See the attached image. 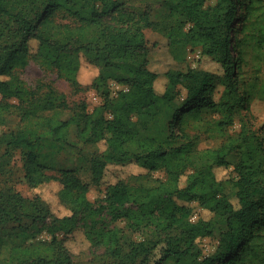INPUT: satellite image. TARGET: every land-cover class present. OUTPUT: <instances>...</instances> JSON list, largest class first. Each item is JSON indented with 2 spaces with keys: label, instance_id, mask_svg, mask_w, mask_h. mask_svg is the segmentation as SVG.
<instances>
[{
  "label": "trees",
  "instance_id": "obj_1",
  "mask_svg": "<svg viewBox=\"0 0 264 264\" xmlns=\"http://www.w3.org/2000/svg\"><path fill=\"white\" fill-rule=\"evenodd\" d=\"M121 4L118 0H0V125L11 108L18 112L19 120L16 128L0 131V264H71L66 236L82 219L104 209L112 218L133 219V229L157 217L166 227L178 229L163 248L175 264H264V135L260 137L243 120L249 99L254 94L264 99V80L258 82L260 70H264V0H216L214 4L166 0L167 14L175 20L167 34L169 44L199 47L200 54L217 63L220 72L197 66L162 74L147 68L139 29L106 34L101 19ZM238 4L243 8L236 19L241 24L239 30L246 33L250 27L243 42L232 39L231 23ZM60 11L77 21L75 36L63 31L69 23H55ZM32 39L37 41L34 55L29 45ZM232 41L236 57L230 51ZM98 42L103 46L97 47L100 50L95 56L102 57L105 66L122 67L124 74H98L92 86L115 77L127 90L111 95L106 89L93 109L86 110L83 105L82 111L66 119L43 114L64 106L63 101L57 102L52 92L34 96L19 82L15 70L37 56L58 70L73 72L77 65L71 57L79 51L88 55ZM245 43L252 51L253 76L250 82L240 83L238 70L247 64L241 47ZM102 50L108 54L99 52ZM180 88L185 96L177 106ZM10 98L17 103L9 102ZM204 109L219 115L210 122L219 133L244 109L239 134L217 147L198 149V136L190 135L185 127L190 119L196 125L206 121ZM99 140L105 141L106 154L91 159L94 181L102 178L108 163L130 161L146 172L164 169L165 180L153 187L136 188L118 180L107 186L108 204L93 206L86 197L88 184L74 168L57 167L56 156L65 148L73 149L78 141ZM233 153L237 155L233 167L236 190L228 196L222 193L223 181L217 179L215 168H226ZM17 172L22 177H17ZM181 176H185L183 182ZM22 181L30 188L47 181L59 183L58 198L70 214L52 215L41 197L25 196L17 189ZM190 201H196L211 216L191 221ZM213 217L220 223L217 243L211 254L203 255L198 243L213 235ZM82 227L89 241L104 246L119 264H141L138 258L149 250L143 242H131L124 249L116 229L88 227L84 222ZM33 228L36 232L45 228L50 239L26 243V237L34 236ZM3 248L8 253L2 255Z\"/></svg>",
  "mask_w": 264,
  "mask_h": 264
},
{
  "label": "rangeland",
  "instance_id": "obj_2",
  "mask_svg": "<svg viewBox=\"0 0 264 264\" xmlns=\"http://www.w3.org/2000/svg\"><path fill=\"white\" fill-rule=\"evenodd\" d=\"M122 4L117 10L113 11L111 15L103 17L101 24L106 29V34H114L118 30H121L128 34L131 30L139 29L142 35L143 46L146 50L145 58L147 60V68L159 74L166 71L182 70L185 71L188 67L201 66L209 71L220 72V67L217 63L212 62L209 57L202 56L200 54V48H191L189 45L182 46L180 44H169L167 34L170 26L175 23L173 17H170L168 13V7L165 5L166 0H118ZM209 4H214L216 0H207ZM243 0H240V2ZM243 13L241 5L236 6L234 14V21L231 23L232 27V39L237 37V41L244 40L247 32H250L248 27L247 32H241L239 29L241 24H237V18ZM152 25L147 26L149 21ZM55 23L70 24L65 27L63 31H71L75 36V29L77 27V21H74L71 17L67 16L66 12L60 11L54 18ZM148 21V22H146ZM248 23V22H247ZM232 41L230 46L231 53H234V57L237 55L235 50V43ZM236 41V40H235ZM30 50L32 55L35 54L37 47L36 40L29 41ZM238 45V42H237ZM103 43L98 42L92 52L88 55L83 51H79L78 56L71 57L77 65L76 70L69 72L66 69L58 70L56 67L48 64L43 57H31L28 64L23 68H17L14 75L18 77V80L24 87L34 96L41 97L49 95L50 92L56 97V101H63L64 106L58 107L53 110H46L43 114L55 115L61 119H66L71 114L82 111L83 105L86 110H91L93 107L100 103L103 99L102 91L108 89L111 91V95H117L120 90H127V85L119 82L117 78L108 77L97 82L96 86H92V81H97V77L100 75H116L123 77L124 70L122 67L105 66L102 57L95 56L96 51L100 50L97 47H102ZM244 50V56L247 58V64L243 63L242 67L238 70L237 76L240 83H248L251 81L253 71L251 68V48L247 46V43L241 46ZM139 48L135 49L131 54L130 59L135 57V52ZM103 54H108L106 50L99 51ZM202 56V58H201ZM201 58V60H200ZM111 63L112 61L109 60ZM113 61H117L113 59ZM199 64V65H198ZM264 80V70H260L258 82ZM259 85V84H258ZM156 86H160L156 83ZM221 89V88H220ZM181 93L178 97L179 100L175 101L177 106H180L185 96V91L180 88ZM52 95V96H53ZM9 102L17 103V99L10 98ZM249 110L247 116H244L243 120L247 121L251 130L263 137L264 129V99L254 94L249 99ZM246 112L241 110V114L235 116L234 122L226 126L222 132H218L210 123L212 120L218 118L217 113L210 112L207 109L202 111L204 122H193L190 119L185 130L190 135H197V148H214L221 143L229 141L231 138L236 137L241 129L240 117ZM18 112L11 108L4 114V124L0 125V131L6 129L16 128L18 125ZM73 128L70 129V137L73 138ZM264 145V141H263ZM106 143L104 140L97 142L82 143L78 141L74 148H65L56 156V166L70 167L76 170L79 177L88 184V191L86 193L87 199L92 202L93 206H99L100 204H108L107 198H105V191L109 184H113L118 180L123 181L131 188L140 186L153 187L157 185L158 181L165 180L166 174L164 169H156L146 172L143 168L139 167L133 161L125 164L108 163L102 178L99 181H94L91 175V159H102L106 154ZM237 162V155L230 154L228 156V165L225 167L215 168V175L217 179L222 180V193L228 196L234 194L236 188L233 185L235 179L234 166ZM196 163H200L197 159ZM190 171V169L188 170ZM144 174V175H141ZM17 177H22L20 172L16 173ZM185 176H181V182H183ZM228 179V180H226ZM226 180V181H225ZM17 189L25 196L38 195L47 204L49 211L56 217H62L70 214V210L65 204H63L58 198V191L60 184L56 181H47L30 188L22 181L17 183ZM192 210L194 220L198 217H210L206 210H203L196 201H190L188 203ZM134 208V207H133ZM193 217V216H192ZM191 221L193 219L189 218ZM215 222L214 231L212 236H207L200 239L198 247L201 249L203 255L211 254L216 246L218 237V228L220 223L217 218H212ZM129 217L112 218L109 210L104 209L99 215L92 216L91 218L82 219L66 236L65 245L71 254V264H119L118 260L108 256L107 250L102 245H94L86 237L82 223L86 226H95L102 229H116L121 245L127 250L128 245L131 242H143L144 245L149 247L146 255H141L138 260L141 264H175V260L171 256H165L163 248L168 247L170 239L178 234V229L168 228L157 217L154 221L149 223H141L139 228H131L130 224L133 223ZM43 223V222H42ZM42 223L36 224L37 228H40ZM34 233V236L26 237L28 242L49 240L50 235L45 228H41L40 231H34V228L30 230ZM18 243V242H16ZM8 246L11 244L8 243ZM13 246V244H12ZM8 253L6 248H3L2 255Z\"/></svg>",
  "mask_w": 264,
  "mask_h": 264
},
{
  "label": "built area",
  "instance_id": "obj_3",
  "mask_svg": "<svg viewBox=\"0 0 264 264\" xmlns=\"http://www.w3.org/2000/svg\"><path fill=\"white\" fill-rule=\"evenodd\" d=\"M194 217H196V215H193V213H192V215L190 216V218L194 220Z\"/></svg>",
  "mask_w": 264,
  "mask_h": 264
}]
</instances>
